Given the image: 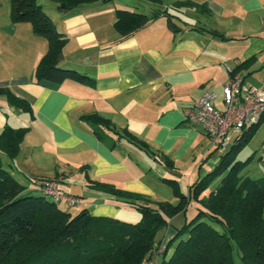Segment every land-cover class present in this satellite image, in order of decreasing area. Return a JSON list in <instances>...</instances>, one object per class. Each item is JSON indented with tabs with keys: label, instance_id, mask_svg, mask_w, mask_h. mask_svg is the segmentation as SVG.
Masks as SVG:
<instances>
[{
	"label": "crops",
	"instance_id": "crops-1",
	"mask_svg": "<svg viewBox=\"0 0 264 264\" xmlns=\"http://www.w3.org/2000/svg\"><path fill=\"white\" fill-rule=\"evenodd\" d=\"M182 1L186 0H161L160 4L111 0L69 11L47 5L46 14L55 29L68 37L59 66L93 80L91 85L72 81L53 85L37 84L34 78L47 51L46 40L35 35L30 24L13 23L10 1L0 0V88L9 89L32 109L31 115L14 109L0 96V132L5 126L28 128L16 158L0 153L14 179H22L25 182H19L35 193L39 192L34 180L55 181L63 194L80 199L78 212L87 209L94 216L118 219L125 210L137 219L134 207L89 189L86 176L145 196L152 206L159 201L176 204L156 194L154 186H161L166 175L187 193L190 184L213 169V163L206 162L213 144L201 127L184 119V111L204 91L217 93L214 105L222 109L221 88L230 78L226 67L233 70L251 58L254 63L238 76L253 85L247 75L264 66V0H187L206 5L207 14L175 8ZM122 8L144 14L167 10L183 31H171L168 18L162 16L119 41L113 22L115 11ZM209 31L230 40H220ZM93 113L117 129H127L155 157L123 139L114 148L98 140L80 120ZM161 155L173 162L174 169L164 166ZM146 171L153 173V187L143 178ZM179 218L186 221V213L168 220L166 239L176 233ZM164 244L161 241L157 247Z\"/></svg>",
	"mask_w": 264,
	"mask_h": 264
},
{
	"label": "trees",
	"instance_id": "trees-1",
	"mask_svg": "<svg viewBox=\"0 0 264 264\" xmlns=\"http://www.w3.org/2000/svg\"><path fill=\"white\" fill-rule=\"evenodd\" d=\"M9 1L11 21L30 24L32 32L47 42V51L35 68L36 83L59 85L72 81L91 85L93 80L87 75L59 66L68 37L55 29L50 17L36 0ZM46 1L69 11L111 0ZM143 1L161 3V0ZM175 6L194 9L202 14L209 13L206 5L187 0ZM162 16L168 18L171 31H183L172 21V15L167 10L160 9L150 14L117 9L113 28L119 41H122ZM209 32L220 40H230L217 32ZM254 61L255 58H251L239 63L231 70L229 77L238 76ZM0 96H4L14 109L31 115L28 102L9 89L0 88ZM80 120L110 148L123 139L148 156L155 157L154 151L146 143L127 129H117L110 120L98 114L82 115ZM263 120L264 114L256 124L243 130L229 149L220 153L214 168L189 185L187 193L181 191L177 181L163 179L178 199L176 204L164 201L152 207L145 196L94 182L86 176L89 189L138 210L141 219L136 223L94 216L87 209L72 215L39 191L27 190L9 174L0 158V264H145L157 248L154 244L156 232L167 225L170 218L179 213L185 214L191 202L198 205L196 215L190 221L186 220L165 244L164 256L159 264H235L234 250L242 264H264V175L253 179L247 174H240L250 158L246 161L237 159V154L248 144ZM27 133V127L5 126L0 132V153L10 160L16 158ZM215 151H218L216 147ZM160 158L164 166L174 169L168 157L161 155ZM218 176L220 181L216 187L202 197L210 181ZM175 241L177 243L173 250L166 256Z\"/></svg>",
	"mask_w": 264,
	"mask_h": 264
},
{
	"label": "built area",
	"instance_id": "built-area-1",
	"mask_svg": "<svg viewBox=\"0 0 264 264\" xmlns=\"http://www.w3.org/2000/svg\"><path fill=\"white\" fill-rule=\"evenodd\" d=\"M228 73L231 70L226 67ZM218 94L204 91L192 106L184 111V119L192 126L201 127L214 147L224 152L240 133L256 124L264 114V91L245 84L240 76L229 78L221 88L222 109L215 107ZM42 195L55 203L64 202L68 206H78L79 198L63 194L55 181L34 180L32 182ZM164 247H157L145 264H158Z\"/></svg>",
	"mask_w": 264,
	"mask_h": 264
},
{
	"label": "rangeland",
	"instance_id": "rangeland-1",
	"mask_svg": "<svg viewBox=\"0 0 264 264\" xmlns=\"http://www.w3.org/2000/svg\"><path fill=\"white\" fill-rule=\"evenodd\" d=\"M36 2H37V4L39 6H41V8H42L44 13H47V11H46L47 10V5H51V4L53 5L54 4V3L46 1V0H36ZM245 75H247V73H245ZM246 78H247V82L248 83L253 84L252 86H254V87L257 86V88L260 87L264 91V66L262 68H259V69L255 70L254 72L248 74ZM229 147H230V145L226 147V150H228ZM214 149H215V147L213 146L210 154L207 155L208 159H207L206 162H208L209 166L212 163H213V166H214V163L217 162V160L219 159L220 153H221L220 151L213 152ZM237 159L240 160V161H246L247 159H249L248 163L245 164L242 167V169L240 171L241 172L240 174H247L253 179L260 178V177H262L264 175V120L261 122V124L258 126L257 130L254 132V134H253L252 138L250 139V141L248 142V144L246 146H244L239 151V153L237 154ZM152 174L153 173H151L150 171H146V173L143 174V178L146 179L147 180L146 182L149 183L153 187L152 178L154 176ZM187 175L189 176V172H187ZM165 178L171 179V177L169 175H166ZM186 179H187V177L183 181L186 182ZM194 179H195V174H193L192 181ZM19 181L21 183L25 182L22 179H19ZM162 181L164 183L161 186H160V184L157 185V186H154L155 190L157 191L156 194L158 196L163 197L164 199L172 198L173 202L177 203L178 199L174 196V194L172 192V188L164 180H162ZM219 181H220V177L219 176L214 178V179H212L210 181V184H209L207 190L204 191V193H202V197L206 196L211 190H213L216 187V185L219 183ZM46 198L48 200H51V198H49V197H46ZM175 198L177 200H175ZM155 203H157V202H154V204H152V206L155 207L156 206ZM58 206L62 210L68 211L72 215L76 214L78 212L76 210L79 209L78 206H68V205H66L64 203H61V202L58 204ZM197 207H198V205L195 202H191L189 204L188 209L186 211V220L187 221H190V219L193 218L196 215ZM133 213H136V215H138L137 219L130 218V216L132 214L129 211L127 212V211L123 210V212H121V214L119 215L118 220L121 221V222H125V223H135V222L139 221L141 219V214L138 211H133ZM179 219L180 220L175 225L176 228H180L183 225V223L185 222V221H183L184 218H179ZM128 220H130V221H128ZM167 224H169V221H168ZM166 229H169V225H165L164 227H162L161 229H159L156 232V235H155V238H154L155 248L157 247V245L161 241L162 242L164 241L165 244H166L175 235V232H173V235H171V237H168L166 239V236H167L166 235ZM176 243H177V241H175L173 243V245L168 249V253H167L166 256H169V254L173 250V248H174ZM165 244H164V246H165ZM233 259H234L235 264H242L240 259L238 258V255H237L235 250L233 252ZM161 260H162V256H160L157 259V263L159 264L161 262Z\"/></svg>",
	"mask_w": 264,
	"mask_h": 264
},
{
	"label": "water",
	"instance_id": "water-1",
	"mask_svg": "<svg viewBox=\"0 0 264 264\" xmlns=\"http://www.w3.org/2000/svg\"><path fill=\"white\" fill-rule=\"evenodd\" d=\"M62 7V6H61Z\"/></svg>",
	"mask_w": 264,
	"mask_h": 264
}]
</instances>
